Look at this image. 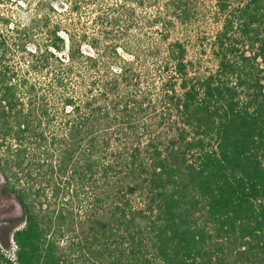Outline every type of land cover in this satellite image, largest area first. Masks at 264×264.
Here are the masks:
<instances>
[{
    "label": "trees",
    "instance_id": "obj_1",
    "mask_svg": "<svg viewBox=\"0 0 264 264\" xmlns=\"http://www.w3.org/2000/svg\"><path fill=\"white\" fill-rule=\"evenodd\" d=\"M57 1L18 82L0 32V169L24 217L0 264H264V0H211L205 75L173 38L203 0H67L91 10L78 24Z\"/></svg>",
    "mask_w": 264,
    "mask_h": 264
},
{
    "label": "rangeland",
    "instance_id": "obj_2",
    "mask_svg": "<svg viewBox=\"0 0 264 264\" xmlns=\"http://www.w3.org/2000/svg\"><path fill=\"white\" fill-rule=\"evenodd\" d=\"M66 1L67 0H59V2L57 1L54 4L58 6L59 12L51 13L53 21L63 19L65 22L68 19V21H74L77 24L80 20L82 23L88 22L89 16H91L90 9L81 10L76 16H66L64 10L67 4ZM245 1L246 0H235L234 3L238 4ZM43 6H45V0H0V32H3L4 35L8 37L10 49L7 54L9 59L7 61L13 72L15 71L17 74L16 82L25 74L28 65L29 57L22 48L25 43V35L28 36L34 33L37 35V40H45L49 36V33L45 30L38 32L29 30L30 22L41 13ZM201 8L203 9V11H201L203 14L198 16L196 23L192 27L179 26L173 38L187 41L190 50L189 59L195 62L197 67H200V73L205 75L217 69V61L212 53L211 44L221 24H217L213 20L214 3H212L211 0H203ZM3 18L10 19V23L6 24L4 20H2ZM14 26L19 28L17 34L13 31ZM25 29H27V31ZM30 47L32 48L33 45ZM259 63L263 71L262 77L264 79V57L259 59ZM33 78H35L39 85H42L46 90L50 86L47 74H42L38 77L33 76ZM4 211L3 214H0V239L5 237L4 239L6 241V236L11 228H20L24 225V217L19 203L13 196H11L8 208H5ZM2 249L5 255L10 256L12 247L8 248L2 246Z\"/></svg>",
    "mask_w": 264,
    "mask_h": 264
},
{
    "label": "flooded vegetation",
    "instance_id": "obj_3",
    "mask_svg": "<svg viewBox=\"0 0 264 264\" xmlns=\"http://www.w3.org/2000/svg\"><path fill=\"white\" fill-rule=\"evenodd\" d=\"M7 180L0 169V214H3L5 208H8V204L11 201V194L7 188Z\"/></svg>",
    "mask_w": 264,
    "mask_h": 264
},
{
    "label": "built area",
    "instance_id": "obj_4",
    "mask_svg": "<svg viewBox=\"0 0 264 264\" xmlns=\"http://www.w3.org/2000/svg\"><path fill=\"white\" fill-rule=\"evenodd\" d=\"M262 84L264 85V79H263V81H262ZM24 226V225H23ZM13 244V246H12V252L10 253V258H11V260H13V261H15L16 260V256H15V250H16V245H15V243L14 242H12Z\"/></svg>",
    "mask_w": 264,
    "mask_h": 264
},
{
    "label": "clouds",
    "instance_id": "obj_5",
    "mask_svg": "<svg viewBox=\"0 0 264 264\" xmlns=\"http://www.w3.org/2000/svg\"><path fill=\"white\" fill-rule=\"evenodd\" d=\"M23 227V226H22Z\"/></svg>",
    "mask_w": 264,
    "mask_h": 264
}]
</instances>
